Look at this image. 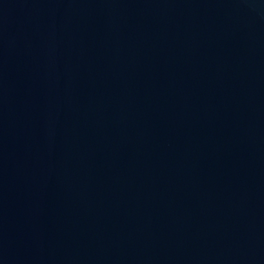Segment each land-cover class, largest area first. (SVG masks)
Instances as JSON below:
<instances>
[{
    "label": "water",
    "instance_id": "95a60500",
    "mask_svg": "<svg viewBox=\"0 0 264 264\" xmlns=\"http://www.w3.org/2000/svg\"><path fill=\"white\" fill-rule=\"evenodd\" d=\"M0 264H264V0H0Z\"/></svg>",
    "mask_w": 264,
    "mask_h": 264
}]
</instances>
